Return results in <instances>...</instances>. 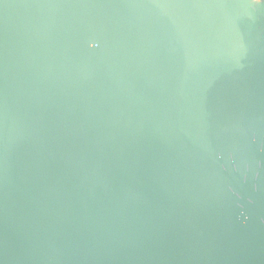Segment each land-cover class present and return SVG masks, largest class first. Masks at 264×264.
<instances>
[{"label":"water","instance_id":"water-1","mask_svg":"<svg viewBox=\"0 0 264 264\" xmlns=\"http://www.w3.org/2000/svg\"><path fill=\"white\" fill-rule=\"evenodd\" d=\"M0 264H264V0H0Z\"/></svg>","mask_w":264,"mask_h":264}]
</instances>
